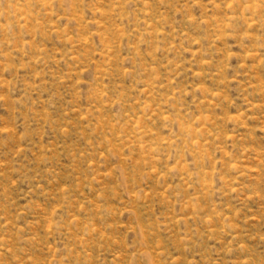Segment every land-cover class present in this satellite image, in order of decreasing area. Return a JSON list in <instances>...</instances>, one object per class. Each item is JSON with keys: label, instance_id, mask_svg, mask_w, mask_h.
<instances>
[{"label": "rangeland", "instance_id": "rangeland-1", "mask_svg": "<svg viewBox=\"0 0 264 264\" xmlns=\"http://www.w3.org/2000/svg\"><path fill=\"white\" fill-rule=\"evenodd\" d=\"M0 264H264V0H0Z\"/></svg>", "mask_w": 264, "mask_h": 264}]
</instances>
